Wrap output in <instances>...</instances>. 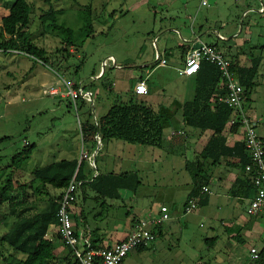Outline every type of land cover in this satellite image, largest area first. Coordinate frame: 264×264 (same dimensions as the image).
<instances>
[{"label": "rangeland", "instance_id": "1", "mask_svg": "<svg viewBox=\"0 0 264 264\" xmlns=\"http://www.w3.org/2000/svg\"><path fill=\"white\" fill-rule=\"evenodd\" d=\"M12 1L0 0V16L6 13ZM28 1L33 7L32 20L27 29L30 39L36 46L44 49L50 59L45 65L24 54L0 51V183H3L7 171L11 169L8 165L11 164L12 156L24 147V141L34 143L35 148L19 171L22 181L23 178H28L31 171L52 161L76 156L77 160L81 161L79 156L84 146L78 120L83 121L90 115L93 121L99 116V111L97 112V108L93 111L91 103L83 104L80 99L76 101L78 109L75 110L72 101L60 95L52 96L43 92L50 86L62 91L60 78L86 87L94 95L93 102L101 103L102 107H109L120 99H127L130 81L134 80V75L140 71L136 66L148 63L145 69L151 70L157 59L156 54L166 49L170 54L168 56L172 58L168 66L173 76H168L167 80L162 81L159 75L163 69L157 70L149 80L151 93L140 96V99L150 103L154 110L159 112L160 104L170 102V97L176 96L181 102L190 99L185 96L190 77L178 76L177 68L175 71L174 67H182L176 56L179 55V47L186 44L184 39L191 37L192 29L195 32L201 29L203 41L219 47L224 53L229 45L238 48L243 46L242 49L247 54L239 59L242 65L250 64L249 55H260V70L264 73V0H207L206 7H200L201 0ZM88 3L92 6L95 31L92 36L84 38L79 31L81 23L77 19V11ZM49 9L60 11L59 18L74 28L76 38L85 39L79 51L71 49L73 55L68 59L64 60L61 54L56 52L61 46L60 38L55 33L43 31L40 24L39 17ZM208 29L211 32L207 34ZM212 31H216L223 40ZM108 57H112V61L103 65ZM93 71L98 76L100 72L104 73V77L93 79ZM103 82H115L117 85H111V89L108 85L105 89ZM244 109L257 122V134L264 140V85H257L253 89L248 101H244ZM240 133L236 135L237 138ZM3 138L6 139L2 140ZM188 142L190 141L185 145L182 142L172 149L166 145L167 142L163 143L159 154L163 160H170L171 167L163 162V170L157 171L158 179H148L147 184L150 187L158 184L154 202H157V205L163 194L159 190L163 187V198L170 199L165 200V203L169 206L172 219L164 224L179 231L157 237L146 250L141 251L142 254L130 252L123 264H264V260H251L248 252L251 246L264 248V214L261 219L254 220L263 224L262 230L256 233V236H251L241 243L236 239L233 243L227 241L231 238L230 235L235 236L237 233L234 230L232 234H226L223 230L228 226L236 228L238 218L247 220L250 217L246 214L247 200H234L230 196L233 190L230 182L222 185L217 184V180L213 182V194L209 195L207 206L197 207L189 215L183 214L182 207L179 209L184 197H180L183 192L182 183L189 178L184 169V162L180 161L186 157L191 160ZM84 163L83 171L88 167L89 173L86 175L91 176L94 171L92 165L86 159ZM232 173L237 175L239 170H233ZM15 176L17 179V174ZM137 177L142 183V175L138 173ZM177 183L181 184V188L175 193L172 187H176ZM147 189L149 188L146 185L144 187L142 183L138 192L145 193ZM58 192L59 190L54 192L52 189L51 194ZM86 192V203L80 201L78 216L82 209L85 212L83 217L85 216L89 226L93 227L94 212L91 209L95 203L91 198L94 193L90 189ZM172 193V199L166 198ZM134 194L133 200L127 204L130 217L141 216V211L135 210L136 200L149 205L150 200L153 202L154 198H142L138 193ZM43 199L45 200V196ZM41 205L43 206V202ZM99 209L100 207L97 211ZM7 224L0 227V235ZM54 228L55 226L49 228L48 237H51ZM86 230L89 231L88 227ZM210 239L217 240L215 246L207 243ZM226 242L231 244L230 248ZM54 247L55 253L59 252L56 244ZM62 251L67 252L64 247ZM10 252L13 253L11 250ZM10 252L0 245V264H21L18 261L23 255L17 253L18 256H14V260L10 258L14 255H10Z\"/></svg>", "mask_w": 264, "mask_h": 264}, {"label": "trees", "instance_id": "2", "mask_svg": "<svg viewBox=\"0 0 264 264\" xmlns=\"http://www.w3.org/2000/svg\"><path fill=\"white\" fill-rule=\"evenodd\" d=\"M32 12L33 7L28 0H13L11 2L6 13L0 16V51L24 54L36 62L46 65L50 55L31 41L27 31L32 20ZM59 14L60 11L49 9L39 19L43 31L55 33L60 38L61 46L56 52L61 54L65 60L73 55L72 48L79 51L84 45V38L94 34L95 19L92 15L91 3L77 11V19L81 23L79 31L84 36L78 40L74 28L68 25L65 20L60 19ZM242 47L229 45L223 53L231 60L232 69L243 89L244 101H248L253 89L258 84L262 57L249 55L250 64L248 66L240 65V57L247 54ZM180 48L183 55L186 48L184 46ZM95 75L97 73L93 71L91 76ZM103 77L104 73L98 78L102 79ZM194 80L193 97L185 101L181 107L183 124L189 129L200 132L209 131L211 135L194 159L184 162V169L189 175L190 185L182 209L191 198H197L198 207L208 203L209 194L201 193L202 187L210 186L211 183L212 174L207 172V166H218L223 159L226 161L227 173L239 170L235 183L244 186L248 192L252 193L253 190L251 177L244 171L245 165L249 163L244 142L236 140L232 145L227 142V133H240V131L239 128L229 125L234 111L226 104L217 101V95L222 94L219 88L221 79L217 67L209 62H202L194 75ZM111 84L103 82L102 85L105 89L109 85V89H111ZM127 95L125 101L120 99L119 102L111 106L105 115L99 118L97 126L91 121L90 115L80 123L83 142L89 141L96 144V134H98L101 140H118L132 145L154 147L162 144L164 138L161 116L133 92V87ZM182 136L174 135L172 137L180 138ZM183 138L184 136L182 137L184 141ZM4 139L6 138L2 140ZM34 148V143L25 144L12 156L11 164L8 165L11 169L7 171L3 183H0V213L4 212L2 215L0 214V227L4 226L2 224L8 223L6 231L4 230L5 232L3 231L0 235V245L8 252L13 251V253L10 252V255L14 254L10 256L11 259L15 260L14 256L17 257V253L22 254L23 257L18 261L21 264H79L70 247L64 245L67 252L58 255L55 253L54 244L47 237L49 228L57 224V200L61 195V193L49 195L47 188L62 192L75 172L79 180H84V160L53 162L34 169L31 172L32 178L28 182L16 180L14 178L15 171L22 167ZM137 175L138 171L98 173L90 181L83 183L82 190L83 188L90 189L95 193L96 198L102 200L100 205L104 206L108 200L116 198L114 192L117 189L125 188L133 193H138L142 183ZM232 188L235 189L236 185ZM111 191H114L113 194ZM43 196H45V200ZM30 211L33 213L30 214ZM134 222L135 220L133 225ZM161 226L158 225L154 228L156 238L160 236ZM226 229L227 234H232L236 230L232 227H226ZM75 232L77 233L76 230ZM231 237L236 236L231 235ZM209 241L213 243L215 239ZM147 248L148 245H141L137 251ZM263 260L264 248L260 250V258L257 261Z\"/></svg>", "mask_w": 264, "mask_h": 264}, {"label": "crops", "instance_id": "3", "mask_svg": "<svg viewBox=\"0 0 264 264\" xmlns=\"http://www.w3.org/2000/svg\"><path fill=\"white\" fill-rule=\"evenodd\" d=\"M201 3V2H200ZM200 7H204V6H200ZM206 7V6H205ZM207 21V19H206ZM208 32H211L210 29L207 30V34ZM213 33H216L217 36L218 33L216 31H212ZM205 33V32H204ZM201 29L199 32H195L194 29L191 30V37L189 39H184L185 41V45L184 48H186L185 53H183V55L181 54V48L179 51V55L176 56V59L179 58L180 60V64L181 66H183L184 63V56L187 52V50L189 48L192 47H196L199 44V41H203V37H201ZM223 40V39H220ZM166 49L163 50L162 53L158 52L156 54V58L155 59V64L151 67V70H147L145 69L148 65V63H144V64H140L137 65L136 68H139L140 71H138L134 76V80L132 79L130 81L129 87L131 89V87L134 86L135 82L138 80H145L147 86H148V94L151 93V85L149 83V80L151 78V76L153 75V73H155L157 70L159 69H163V71H161L159 77L160 80L164 81L167 80L166 78L168 76L172 75V72H170L169 69H171L168 65L169 62H171L172 58ZM157 60V61H156ZM240 65H242L241 62H239ZM243 66H247V65H243ZM175 71L176 68H181V67H174ZM101 73V72H100ZM177 75L178 76H183L182 74L179 73V71L177 70ZM100 76V75H99ZM98 74L95 76H92L93 79H96L99 77ZM173 76V75H172ZM186 77V76H183ZM190 82H188L187 85V90H186V95L188 96V98H192L193 97V93H194V86H195V80H194V76H191L189 78ZM111 85L116 86L117 84L115 82H113ZM258 87H261L262 85H264V73H262V71L260 72V76L258 78ZM82 86V85H81ZM84 87V86H83ZM129 89V90H130ZM85 90H87L85 88ZM97 93H99V91H97ZM96 93V94H97ZM147 94V95H148ZM140 98V96H138ZM188 99V100H190ZM170 102H162L160 104V111L157 112L160 116H161V122H162V126H163V142L160 146H140V145H132V144H128L122 141H118V140H101L100 137V149L97 151V153L95 154V156L93 157V160L90 162L88 160V157H90L92 154L95 153L96 148H97V143H92V142H83L82 140V146H84L83 149H81L80 151V156L81 154H84L85 157L83 158V160L85 161V159L92 165L94 171L93 174L90 176H87L86 174L89 173V168H84V174H85V181H90L92 178H94L98 173H122V172H129V171H138L139 174L142 175L143 177V184L144 187L146 185L147 189L145 193H141V191L138 192V194L142 197V198H148L149 196H153V202L150 200L149 205L145 204L144 201H138L136 200V207L135 210L137 211H141V216H133L130 217V211L127 209L128 206V202H131L133 200V198L135 197V194L133 192H131L128 189L125 188H120L117 189V191H111L113 194V192L116 194V198L115 199H111L108 200L106 203V205L101 206V199L96 198L95 193L94 196H92L91 200L95 203V206L91 209L94 212V218L92 220V225L93 227H90L89 224L87 223V220H85V216L83 217V215H85V212L81 209V211H79V216H78V208H79V203L80 201L83 202V204L86 203V198H87V192L86 189L83 188V190H81L80 195L78 196V199L76 201V203L74 204L73 208H72V222H73V226L74 229L78 232V234H81L82 231H85L86 228L88 227L89 229V235H88V239L93 243L94 246L97 247H107L110 245H113L114 243L124 240L125 238H127V236L129 235V233L132 230V226H133V221L136 219H140V218H148L153 216L154 214H157L159 207L161 205H165L169 208V206L165 203V200H170V199H164L163 198V187H160L159 192L163 193L161 195V201L155 202V192L157 191V189H159L158 184H154L151 187L147 186L148 181L149 180H153L155 181L157 178V171H161L163 170V162H165L168 167H171L169 165H171L168 161H165L162 159V155H160V151L162 149L163 143L167 142L166 145L169 146V149H172V147L174 148V146H178L181 145V143L183 142V145H185V143L188 142L189 148H191V151L188 153H191V161L194 159V157L201 151V149L203 148V146L205 145V143L207 142V140L209 139L211 132L209 131H205V132H200L198 130H193L191 129V131L189 128L185 127L183 124V119L181 116V107L184 104L185 101L181 102L180 99H178L176 96L170 97L169 98ZM186 100V101H188ZM83 104L88 103V102H82ZM124 103V102H122ZM148 105H150L152 107V105L148 102H144ZM113 104H111L109 107H102L101 103L99 102H93L91 105V108L93 109V111H96L97 108V112L99 111V116L95 117L93 122L96 124L97 126V122L99 120L100 117H102L103 115H105L108 110L111 108ZM77 106V104H76ZM153 108V107H152ZM78 109V107H77ZM154 109V108H153ZM246 112V111H245ZM101 114V115H100ZM247 114V113H246ZM247 116L249 118H253V116H249L247 114ZM87 118H84L83 121H85ZM83 121H79V128H80V123ZM172 122V123H171ZM171 124V125H170ZM173 124H176L177 126H173ZM167 130V133L165 134ZM240 131V129H239ZM239 132H229L227 133V142L228 144L232 145L236 140H240L242 141V135L240 133V137H236V135ZM80 135H81V139H82V133L80 130ZM178 136V135H183L184 136V141L182 140V137L180 138H174L172 136ZM99 136V135H98ZM262 139V138H261ZM263 140V139H262ZM27 142V141H26ZM97 142V141H96ZM264 142V140H263ZM28 144V142H27ZM30 144V143H29ZM79 156V158H80ZM102 156V158H100ZM73 159H77L76 157H70V159H61V160H73ZM82 160V159H81ZM186 160H189L187 157L184 158V160H180L185 162ZM60 161V160H57ZM57 161H52L53 162H57ZM50 163V164H51ZM41 168V167H39ZM21 169V168H20ZM20 169H18L17 171H15V174H17V179L18 181L21 182H28L31 180L32 178V174L31 172L28 175V178L25 179L23 178V181L21 179V174L19 173ZM207 172H210L212 174V178H211V183L210 186H207L210 191L211 194H213L212 190H213V182L215 180H217V184H224V183H231V186H235L236 188H232L233 190L230 193V196H232V198H234V200H244L246 199L247 202L249 203V199L251 198V192H248L246 190V188L244 186H242L241 184H237L235 183L236 179V174L234 175L232 172L227 173V167H226V161L223 159L220 161L218 166H207ZM149 179V180H148ZM190 183V178H186L185 182L182 183L183 187H182V194L180 195V197L184 196L181 199V202L179 204V209L182 207V204L186 198V195L188 193L189 190V184ZM181 184L177 183L176 187H172L174 188L173 191L175 193H177L181 186ZM215 186V184H214ZM157 188V189H156ZM47 192L49 193V195H52V189L50 187L47 188ZM55 192V190H54ZM61 191L59 190V192L55 195L60 194ZM209 194V195H211ZM246 194V196H245ZM173 193L170 194L168 197L166 198H171L173 197ZM152 202V203H151ZM154 203V204H153ZM247 203V205H248ZM209 204L208 203L205 205L207 206ZM237 205V204H236ZM98 207H100L99 211H97ZM125 208V210H124ZM119 209V210H118ZM36 210V209H34ZM102 211V212H101ZM107 212V213H104ZM33 213L32 211H30V214ZM264 211L259 213L257 216H253V217H249V219L247 220H242L241 218L236 220V230L235 232L237 233V235H235L236 237H231L227 240L229 243H231L233 240H237L238 242H245L247 238H250L251 236H256V233H260V231L262 230L261 228V224L258 221H254L255 219L259 220L261 219L260 217H263ZM171 217V216H170ZM171 219V218H170ZM172 220V219H171ZM161 229H160V237L166 236L168 234H171L173 232L177 233L176 228H173L170 225H166V224H161ZM54 227V226H53ZM230 227V226H228ZM226 234H227V229L223 230ZM231 236V235H230ZM48 237V234H47ZM51 242L56 246L57 248L59 247V249L57 251L58 255H62L64 254L62 251V247L65 248V246L62 244V242L60 241V239L57 237L56 235V228H54L53 232L51 233V237H48ZM217 241V240H216ZM212 241L207 242L208 244L212 243V247L213 245L216 243ZM228 242H226V244H228ZM233 243V242H232ZM228 248L231 247V244H228ZM215 246V245H214ZM251 247H255L258 249L257 246H251ZM250 247V248H251ZM250 250V249H249ZM259 251L261 249H258ZM136 254H142L141 251H137L134 250L133 251ZM249 252V251H248ZM129 255V254H128ZM127 257V256H126ZM125 261V259H124ZM123 261V262H124ZM123 264V263H122Z\"/></svg>", "mask_w": 264, "mask_h": 264}, {"label": "built area", "instance_id": "4", "mask_svg": "<svg viewBox=\"0 0 264 264\" xmlns=\"http://www.w3.org/2000/svg\"><path fill=\"white\" fill-rule=\"evenodd\" d=\"M201 5L206 6L207 0H201ZM223 39L222 36H218ZM112 61L108 57L103 62ZM202 62L214 64L220 73L219 88L222 94L217 95V101L230 107L234 114L229 122L230 126L240 129L242 141L244 142L245 152L249 163L245 165V173L251 177L253 190L251 198L246 206L248 216H257L264 211V142L258 136L256 128L257 122L249 118L244 109V95L241 85L232 69V63L229 58L216 46L199 41L196 47L189 48L184 56V63L178 68L180 74L186 77L194 76L200 68ZM101 75V73H100ZM62 91L54 86L43 92L52 96L60 95L72 101L75 110H77L76 101L82 99L85 102L93 103V93L85 90L84 87L60 78ZM133 92L138 96L148 94V86L145 80H138L133 86ZM97 148L94 154L88 157L91 162L93 157L100 149V139L96 134ZM24 144H27L24 141ZM85 157L81 154L80 160ZM85 180H79L76 172L71 177L68 185L62 190L60 198L57 200V224L56 235L63 245L70 247L79 261V264H122L126 256L136 250L139 246H147L156 240L154 228L169 220L170 212L167 206H160L157 214L148 218L136 219L133 228L127 238L118 241L107 247H97L88 239L89 231H83L81 234L75 232L72 222V208L81 193L82 185ZM204 194H211L207 186L202 187ZM198 207L197 198H191L184 205L182 211L184 215L193 213ZM249 257L253 261L260 258V251L251 247Z\"/></svg>", "mask_w": 264, "mask_h": 264}]
</instances>
